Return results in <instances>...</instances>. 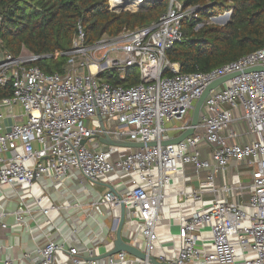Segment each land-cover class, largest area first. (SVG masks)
Segmentation results:
<instances>
[{
    "label": "built area",
    "instance_id": "built-area-1",
    "mask_svg": "<svg viewBox=\"0 0 264 264\" xmlns=\"http://www.w3.org/2000/svg\"><path fill=\"white\" fill-rule=\"evenodd\" d=\"M142 1L113 9L109 0L108 6L118 13ZM196 16V6L168 0L155 23L102 35L90 43L78 25L71 48L57 53L66 57L62 73H46L33 65L40 57L31 53L1 58L0 88L8 86L11 94L0 98V196L3 185L13 189L17 220L35 208L47 215L60 206L52 201L45 207L44 196L32 193L29 205L14 186L16 181L28 188L40 178L62 183L69 170L78 169L90 184L111 187L106 186L92 204L111 211L123 204L125 214L128 210L135 217L142 235L136 247L147 258L170 264H264V48L208 72L182 74L177 63L169 62L166 50L182 38V21ZM254 66L263 69L246 71ZM131 67L137 69L136 84L113 85L101 77L109 72L123 79ZM231 73L237 74L206 96L193 133L161 145L191 126L192 108L206 86ZM101 123L112 139L156 144L105 145L98 140L103 136ZM243 123L254 136L246 143L238 141L243 133L232 127ZM92 141L99 146L87 148ZM204 145L212 160L201 158ZM242 162L251 168L248 182L239 170ZM232 163L233 175L228 180L223 176L218 184L216 174L224 175ZM186 164H192L197 175L195 185L189 183ZM120 171L129 185L123 193L109 177L114 173L120 178ZM172 179L181 189L168 194ZM168 197L174 199L178 215L163 218L160 209ZM193 203L199 207L192 208ZM5 215L1 210L0 220ZM118 220L115 215L112 224ZM157 221L177 228L172 235L179 239V252L152 255ZM5 227L0 221V228ZM246 246L256 252L255 258H246ZM39 254V264H97L52 240ZM147 258L120 251L107 257L105 264H152Z\"/></svg>",
    "mask_w": 264,
    "mask_h": 264
},
{
    "label": "trees",
    "instance_id": "trees-1",
    "mask_svg": "<svg viewBox=\"0 0 264 264\" xmlns=\"http://www.w3.org/2000/svg\"><path fill=\"white\" fill-rule=\"evenodd\" d=\"M181 1L184 6H196L197 16L182 21V38L166 50L167 59L178 64L180 73L208 72L264 48V0ZM167 6L168 0H144L116 13L109 9L108 0H0V60L5 54L17 57L27 50L40 57L33 65L46 73H62L66 57L57 53L71 48L78 25L90 43L102 35L149 26ZM229 9L226 24L195 29L200 21ZM101 77L121 86L139 81L135 67L129 68L123 79L109 72ZM10 94L8 86L0 88V98ZM208 152L201 148L202 158ZM244 166L243 172H250L251 168ZM233 173L232 169L230 177Z\"/></svg>",
    "mask_w": 264,
    "mask_h": 264
},
{
    "label": "crops",
    "instance_id": "crops-1",
    "mask_svg": "<svg viewBox=\"0 0 264 264\" xmlns=\"http://www.w3.org/2000/svg\"><path fill=\"white\" fill-rule=\"evenodd\" d=\"M232 127L243 133L238 139L240 143H246L254 138L247 132L244 123L233 124ZM91 144L94 146L95 141ZM223 178L217 183L221 184ZM62 183L63 188L57 193H48L49 200L45 201V205L43 204L47 207L49 202L53 201L60 206L59 210L49 211L47 215L35 208L23 214L21 220H17L15 217L17 200L14 201L13 197L0 201V211L6 212L0 220L6 224L5 228H0V264H4L5 261L9 264H39L41 260L39 251L49 240L63 242L68 247L77 249L79 257L84 260L91 253H95L94 251L99 255L113 247L115 232H111L112 218L115 215L120 216V209L111 211L105 205L92 204L98 199L97 191L101 196L106 185L98 182L91 185L93 188L90 189L88 181L78 174ZM39 184L43 188L41 183ZM97 185L103 187V190H100ZM84 188L86 190H83ZM64 202L71 205L66 206ZM125 224L126 220L123 224L122 238L125 242L132 244L131 239L125 234ZM105 230H108L107 233L104 232ZM97 239L98 243L93 250L88 249L89 241L93 242ZM96 262L105 264L103 259Z\"/></svg>",
    "mask_w": 264,
    "mask_h": 264
},
{
    "label": "rangeland",
    "instance_id": "rangeland-1",
    "mask_svg": "<svg viewBox=\"0 0 264 264\" xmlns=\"http://www.w3.org/2000/svg\"><path fill=\"white\" fill-rule=\"evenodd\" d=\"M108 2H109V0H108ZM130 6H132V5H130ZM108 7H110V6H108ZM227 11H231V10L229 9ZM224 12H226V11H224ZM224 12H221V13L216 14V15H211L207 19H204L203 21H200L196 25L195 29H198V28H200V27H202L203 25H206V24H215V25H224V24H226L229 21V19L227 21H225V23L224 22H220V21L216 22L215 20L212 19V17H218L219 15H223ZM229 18H230V16H229ZM28 53L29 52L27 50H22V54H28ZM98 146H99V144L97 142H95L94 146L91 144V142H88L86 144L87 148H96ZM208 150H209L208 146L204 145L202 147V152L203 151L208 152ZM208 153L204 154V158L212 160L211 156H210V153L209 154ZM202 157H203V154H202L201 158ZM32 161L33 160H31V162ZM233 166H234V163H232V167L231 168L226 170L224 175L222 173L218 172L216 174L217 181H221L223 176H226V178L228 180L230 178V172H231ZM185 170H186L187 176H189V183L192 184V185H195L196 184L195 180L197 179V175L193 171L192 164H186ZM239 170H241V172H242V177H244V179H245L244 181L248 182L249 181L250 172H248V173L243 172V171H245L244 163H242V164L240 163L239 164ZM75 174H78L81 177H83L82 173L78 169H71V170L68 171V174L63 177L62 180L66 181V179L75 176ZM245 175H247V178L245 177ZM109 177L113 181H115L117 189L121 193H123L129 187L128 183H125L126 180H125V176H124L123 172L120 171V178H117L116 174H114V173H111L109 175ZM123 180H124V182H122ZM39 183H41L43 188L40 186ZM88 185H89L90 189L93 188V187H91L92 184H90V182H88ZM14 186L18 190L19 194L22 195V197L26 200V202L29 205H32V203H33V199H32V197L30 195L31 193L34 194L35 197L44 196V199H43L41 205H43V204L45 205L46 204L45 201L49 200L48 193H51V194L52 193H57L58 190H61L63 188L64 184L61 183V181L52 182L50 178L49 179L40 178L38 181H34L32 183L31 188H28V186L22 185V183L20 181H16L14 183ZM97 186L100 188V190H103V187H100L99 185H97ZM180 189H181V186L175 187V181L172 179L170 187H169V189H167V193L168 194L169 193H174V192H176V191H178ZM83 190H86V189L84 188ZM97 195H98L97 198L100 199L101 196H100L98 191H97ZM13 197H14V201L17 200V195L14 194L13 189L10 186H8V185H3L2 186V196H0V201L5 200L6 198L8 199V198H13ZM194 207L198 208L199 207V203H193L192 204V208H194ZM118 210H119V208L117 209V211ZM51 211H56V210H51ZM184 211L186 213H188L190 210L189 209H184ZM160 214H161V216L163 218L175 217V216L178 215V208H177L176 204L174 203V199L173 198L168 197L165 200L164 205L160 209ZM125 220H126V224L124 225L125 228H126L125 234L128 235V237L131 239V241L133 240L132 242H135V246H140L141 241H142V235L140 234V232H139V230H138V228L136 226L135 217L130 215L128 213V210H127V215H126V219ZM176 231H177L176 227L169 226V225H166V224H162L160 221H157L156 222V226H155V233L158 236V241L155 242V245H154L155 247L151 251L152 255H154L156 257H159V256L169 257L171 250L174 249L176 252H179V249H180L179 239L174 234L172 235V233H176ZM57 243H61V242L57 241ZM96 243H98V239L95 240L94 242L89 241L88 244H90V246H92V248H94ZM66 248H68V245H66ZM207 249L209 250L210 248H207ZM246 250L248 251V253L246 255V258L253 259V258L256 257V252L250 246H246ZM165 251L168 252V253L166 254ZM235 251H236L237 254L241 253V249L239 247H236ZM94 252L96 253V251H94ZM241 259H242V257L236 258V260H241ZM103 260H104V263H105L107 258H105Z\"/></svg>",
    "mask_w": 264,
    "mask_h": 264
},
{
    "label": "water",
    "instance_id": "water-1",
    "mask_svg": "<svg viewBox=\"0 0 264 264\" xmlns=\"http://www.w3.org/2000/svg\"><path fill=\"white\" fill-rule=\"evenodd\" d=\"M230 13H231V11L224 12V15H226L227 17L225 20H222L220 22L225 23V21H227L229 19ZM212 19L215 20L216 22H218V20H216L217 17H212ZM259 69H263V67L254 66V67H250V68L246 69V71H254V70H259ZM236 74L237 73L226 74V75H223V76L213 80L212 82H210L206 86V88L202 92L201 96L197 99V101L195 102V104L192 108L191 126L187 130L182 132L180 135H178L174 138L162 140L160 142V144L161 145H167V144H171V143H177V142L181 141L182 139H184L185 137H187L188 135H191L194 131L193 127L197 124L198 116H199L201 107L203 105V102H204L206 96L209 94L210 90L214 89L219 84H221L223 81L235 76ZM101 129L103 130V136L98 137V140H99V142H101L105 145L123 146V147H129V148H142L144 146H154L156 144L155 141H149L147 143H142V142H135V141L115 140V139L110 138L106 134V132L104 131L103 123H101ZM83 142H85V140ZM106 186H108V185H106ZM108 188L111 189V187H109V186H108ZM16 207H17V203H16ZM125 219H126L125 208H124V205L121 204L120 205L119 220L117 223L114 222L113 224H111V229L115 228V237L113 240V247L110 250H108L102 254H99V255L95 254V253H91V255L89 257L85 258L87 261L88 260L99 261V260H102V259L109 257L110 255L118 253L120 251H125L127 254L136 256L140 259H146L147 258L145 253H143L140 249H138L136 246L129 244L123 240V238H122L124 235L123 224H124ZM107 231L105 230L104 232L107 233ZM87 248L90 250H93V248H92V246H90V244H87ZM147 260H148V262H150L152 264H170L168 262H161L152 256H149L147 258Z\"/></svg>",
    "mask_w": 264,
    "mask_h": 264
},
{
    "label": "bare ground",
    "instance_id": "bare-ground-1",
    "mask_svg": "<svg viewBox=\"0 0 264 264\" xmlns=\"http://www.w3.org/2000/svg\"><path fill=\"white\" fill-rule=\"evenodd\" d=\"M111 1V7L113 9H121L122 7H124L125 5H128L130 3H132L134 0H110ZM226 15H221L220 17H218L216 20L218 21H222L226 19Z\"/></svg>",
    "mask_w": 264,
    "mask_h": 264
}]
</instances>
